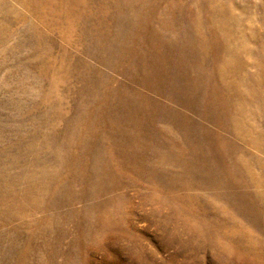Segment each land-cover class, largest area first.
<instances>
[{
	"label": "rangeland",
	"instance_id": "374dc122",
	"mask_svg": "<svg viewBox=\"0 0 264 264\" xmlns=\"http://www.w3.org/2000/svg\"><path fill=\"white\" fill-rule=\"evenodd\" d=\"M0 264H264V0H0Z\"/></svg>",
	"mask_w": 264,
	"mask_h": 264
},
{
	"label": "bare ground",
	"instance_id": "6f19581e",
	"mask_svg": "<svg viewBox=\"0 0 264 264\" xmlns=\"http://www.w3.org/2000/svg\"><path fill=\"white\" fill-rule=\"evenodd\" d=\"M237 81H238V80H237ZM239 82H240V79H239ZM238 84H240V83H238ZM234 88H235V87H234ZM237 88H238V87H237ZM237 88H236V89H237Z\"/></svg>",
	"mask_w": 264,
	"mask_h": 264
}]
</instances>
